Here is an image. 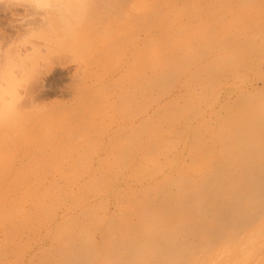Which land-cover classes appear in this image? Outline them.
Listing matches in <instances>:
<instances>
[{
	"label": "rangeland",
	"instance_id": "obj_1",
	"mask_svg": "<svg viewBox=\"0 0 264 264\" xmlns=\"http://www.w3.org/2000/svg\"><path fill=\"white\" fill-rule=\"evenodd\" d=\"M209 1L0 0V264H64L71 253L69 264H85L98 228L110 264H264V65L202 90L248 43L231 39L243 24L212 39L217 25L198 19ZM118 19L130 31L111 26ZM140 27L146 147L97 156L114 115L103 101L126 85L121 51L137 49Z\"/></svg>",
	"mask_w": 264,
	"mask_h": 264
},
{
	"label": "bare ground",
	"instance_id": "obj_2",
	"mask_svg": "<svg viewBox=\"0 0 264 264\" xmlns=\"http://www.w3.org/2000/svg\"><path fill=\"white\" fill-rule=\"evenodd\" d=\"M206 1H209V0H206ZM207 3H208V6H206ZM207 3L205 5L206 10L203 12L201 10L202 13H199L201 18H198V19H200L201 24L206 23V22H213L217 25L218 29L211 31V33L209 32V34H211V36L213 35L212 39L213 38L218 39L220 36L219 32H222L223 30L230 28L231 25L243 24L242 29H240L239 32L236 33L234 31L235 33L231 35V39H233L234 41H237L240 37H244L247 39L249 44L248 43H247V45L244 44L242 46V48H240V45H237L238 46L237 49H235L232 52V54L229 55L228 57H227L228 53L226 52V55L223 57V59H228L229 57L237 58L240 55L241 58H240V61L238 62L239 65L238 66L226 65L225 67L221 68L220 71L216 72L210 78H206V79L201 80L200 86L204 92L208 91V89L211 86L219 85L221 83V81H224L227 77L232 76V75L233 76L237 75L239 70H242V69L252 70V69H255L258 67L260 68L262 65H264V15H261L262 12L264 11V7H262L263 9L260 7L259 0H252L251 5H246L241 0H213V1L210 0ZM215 7L218 8L219 12L213 13L210 10V8H215ZM249 9H251V11H252V14H251L252 16H250V17H252L253 20H251V21L244 20L245 16L249 15L248 13H250V11L247 12ZM137 10H138V6L134 3H130L128 8H127V12L125 11L124 13H122L120 15L121 19L122 20L124 19L125 22H127L126 19L129 18L127 16L128 12L129 13H135V11H137ZM196 15H198V14H196ZM196 15H195V17L189 19L186 22V24H184V26H186L188 29L194 28L195 22L197 21ZM121 19L115 20L113 22L114 25L112 23H110L111 26H115V24L118 23L119 24L118 32L126 33L127 31H130L131 26L124 24L123 23L124 21H122ZM88 25H90V24H88ZM85 30H86V28H85ZM218 30H219V32H218ZM227 33H225L224 36L228 35ZM83 34H85L84 31H83ZM209 34H207V35H209ZM143 35H145L144 30L142 27H140L138 30L137 38H136L137 49H124L121 51V54L123 56L124 61L119 68V72H120L119 81H121V80H122V82L124 81V84H126V85L119 87V89H118V91H116V93L106 97V99L103 101L104 104H106L107 106H109L113 109L114 115H112L109 119L108 118L104 119L100 133H98L99 140L103 144H107V147L104 146V148L103 147L97 148L94 151V154H96L97 156H99L105 152H107V153L115 152L116 149L122 148L121 146H124L125 147L124 151L127 152L128 155H131L132 158L134 159L135 157L137 158V156H140L144 152V149L146 147L145 136L147 134V130H146V122H147L146 112L147 111L145 112V110L143 109V103H144V99H145L144 82L146 79L145 64H146L147 59H146V50H145L144 42H143L144 41ZM221 35H223V34L221 33ZM207 37H209V36H207ZM212 39H210V41L213 42ZM222 39H223V37H222ZM206 50L209 52L211 49H206ZM206 50H205V52H207ZM97 55H99V54H95V56H97ZM207 55H210V54H207ZM94 62H95V60L92 58V60L89 62V64L83 63V65H81V68L87 72L89 69H91L90 67L92 66V64ZM92 73L93 72L90 70L89 74L92 75ZM186 74L188 75V77H187L188 79L191 78L192 74H193L192 69H187ZM113 77H114L113 73L107 75L106 77H103V81L108 82L105 85L106 87H108L107 91H111L116 86V85H114L115 81L112 79ZM188 79L183 83V85L187 86L189 83H191V80H188ZM185 86H182L181 88H183ZM233 86L234 85H232V87ZM94 89H95V87L93 85H91L88 88V90L86 91L87 93H89L87 95L95 96V93L92 92V90H94ZM82 93H83V91H82ZM175 93H176V88H174L172 90L171 94L173 95ZM225 97H226V92L219 94V96L216 98L213 105L212 106L210 105L211 108L215 107L216 104ZM97 102H98V104L100 103L99 101H97ZM134 107H136V109H134ZM211 108L210 107H209V109L207 108L208 110L205 112V114H207ZM131 156H128V157L131 158ZM117 163H119V162H117ZM130 163L131 162H129V164ZM90 167H91V165H90ZM223 176H224V174H223ZM246 183H248V182H246ZM243 189H244V187H243ZM221 190H223V189H221ZM252 190L250 189V191H252ZM247 192H248V190H247ZM253 192H256V191L253 190ZM246 196H247V194H246ZM217 215H218V213H217ZM215 217H217V216H215ZM98 231H99V228L95 231V233H93L94 234V241L91 240L93 242V246H94L95 251L97 250V255L94 253L96 256L95 255L93 256V254H92L93 257L90 258V260H88L85 264H110V262H111L112 258H110V255L108 254L109 251L107 250V248H109V247L106 246L107 244L100 245V247L102 249L98 248V242L96 239L97 234L99 233ZM106 234L104 233V236H106ZM101 237H103V236H101ZM78 239L76 238V240H78ZM103 240H105V239H103ZM102 242H104V241H102ZM106 242H107V240H106ZM111 244H112V242H111ZM112 245H110L111 248H112ZM128 247L129 246H127L126 248H128ZM68 250H70V249H68ZM117 250H115V251H117ZM12 253L16 257V254H17L16 251L12 250ZM82 253H83V251H82ZM83 254H85V253H83ZM102 254H104L103 260H101V258L103 256ZM86 255L87 254H85L83 256H86ZM72 258H73V253L69 254L67 260L63 257L64 264H69Z\"/></svg>",
	"mask_w": 264,
	"mask_h": 264
}]
</instances>
